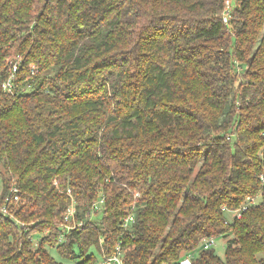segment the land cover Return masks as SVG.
<instances>
[{"label":"trees","instance_id":"trees-1","mask_svg":"<svg viewBox=\"0 0 264 264\" xmlns=\"http://www.w3.org/2000/svg\"><path fill=\"white\" fill-rule=\"evenodd\" d=\"M224 4L0 0V264H264V0Z\"/></svg>","mask_w":264,"mask_h":264},{"label":"built area","instance_id":"built-area-1","mask_svg":"<svg viewBox=\"0 0 264 264\" xmlns=\"http://www.w3.org/2000/svg\"><path fill=\"white\" fill-rule=\"evenodd\" d=\"M230 13H231V4H230V0H225V4H224V7H223V11H222V20L224 22H227L230 18ZM16 62H13L12 64V70H15L16 69ZM10 81L11 79H7L6 81L3 82V87L5 89H9L10 87ZM66 191L69 193L70 192V189L67 188ZM14 198H18L16 195L14 196ZM72 199V198H71ZM101 201V199L99 200V202ZM256 201V196H247L245 201L243 202V204L239 207V208H236V209H233V210H230L228 209L227 207L223 206L222 208L225 210V211H232V213L234 214L235 217H239L240 216V212L242 209H244L248 204H252V203H255ZM73 214H74V206H73V199H72V203H70V205L66 208V212H65V215H64V219L66 221L70 220L71 222L70 223H65V228H66V231L62 232L61 235H60V239L62 238V235H64L65 232H67L71 227L75 226L76 222H74L73 220ZM133 219V215L132 214H129L127 215L125 218H124V225L131 221ZM214 240V238L212 239ZM210 240L208 241H205L203 246H207V243L209 242ZM191 257H192V254L191 253H188V254H185L184 256H182V258L179 260V263L180 264H190L191 262ZM97 264H123L122 263V258L120 257L119 255V251L114 253V254H111V255H104L102 256L98 263Z\"/></svg>","mask_w":264,"mask_h":264},{"label":"rangeland","instance_id":"rangeland-1","mask_svg":"<svg viewBox=\"0 0 264 264\" xmlns=\"http://www.w3.org/2000/svg\"><path fill=\"white\" fill-rule=\"evenodd\" d=\"M3 170L1 168V165H0V171ZM1 174V173H0ZM0 189H1V183H0ZM229 213V212H228ZM226 239L227 237H222V236H217L215 238V241L214 243L212 244V247L214 248L215 252L220 255V256H223V253H224V249H225V243H226ZM100 255H98V258H99Z\"/></svg>","mask_w":264,"mask_h":264}]
</instances>
